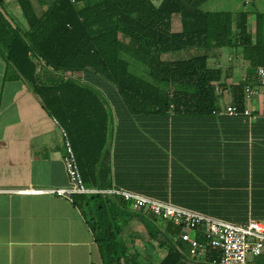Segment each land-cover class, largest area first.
Instances as JSON below:
<instances>
[{
    "label": "crops",
    "instance_id": "crops-1",
    "mask_svg": "<svg viewBox=\"0 0 264 264\" xmlns=\"http://www.w3.org/2000/svg\"><path fill=\"white\" fill-rule=\"evenodd\" d=\"M161 1L153 0L156 5ZM0 11L14 29L28 28L17 0H0ZM248 18L255 34V12ZM180 29L179 24L175 30ZM209 65L222 70L216 82L221 87L218 108L238 105L242 98L241 109L250 115L182 108L139 119L112 105L105 149L111 187L86 185L141 193L238 225L264 222V87L241 46L212 49ZM40 69L43 73L44 65ZM72 73L85 81L82 72ZM247 85L256 89L250 97ZM61 128L0 46V264H104L73 197L22 192L69 185ZM123 233L133 244L121 264H158L159 249L138 219ZM256 264H264V256Z\"/></svg>",
    "mask_w": 264,
    "mask_h": 264
},
{
    "label": "trees",
    "instance_id": "trees-1",
    "mask_svg": "<svg viewBox=\"0 0 264 264\" xmlns=\"http://www.w3.org/2000/svg\"><path fill=\"white\" fill-rule=\"evenodd\" d=\"M17 1L28 28L14 29L0 11V46L68 131L83 179L96 188L111 187L105 149L112 105L139 119L182 108L212 114L218 109L216 82L222 79V70L209 65L212 49L241 46L253 68L264 63V11L255 12L253 34L251 11H208L202 8L206 0ZM176 15L179 31L173 29ZM183 51L185 57L178 54ZM171 54L175 58L165 57ZM138 63L145 67L142 74L132 68ZM72 72H82L85 81L68 75ZM73 202L93 231L104 264H121L129 254L133 242L122 235L135 219L163 251L158 264H202L175 238L182 226L131 209L120 196L74 194ZM215 254L210 251L208 260Z\"/></svg>",
    "mask_w": 264,
    "mask_h": 264
},
{
    "label": "built area",
    "instance_id": "built-area-1",
    "mask_svg": "<svg viewBox=\"0 0 264 264\" xmlns=\"http://www.w3.org/2000/svg\"><path fill=\"white\" fill-rule=\"evenodd\" d=\"M72 77L75 74H69ZM260 85L264 87V63L257 68ZM221 87L216 85V91ZM246 97L256 93L251 86L244 88ZM243 112L250 115L249 109L242 110L238 105L218 108L214 113L238 115ZM65 152L64 164L69 176V185L56 189H29L22 192L54 193L72 199L74 194L102 193L121 196L133 208L142 209L163 221L182 226V231L175 238L190 246V258L202 264H256V258L264 256V222L251 220L245 225L186 209L170 202L122 189H91L82 176L76 153L69 133L61 128ZM216 254L208 260L209 252Z\"/></svg>",
    "mask_w": 264,
    "mask_h": 264
},
{
    "label": "rangeland",
    "instance_id": "rangeland-1",
    "mask_svg": "<svg viewBox=\"0 0 264 264\" xmlns=\"http://www.w3.org/2000/svg\"><path fill=\"white\" fill-rule=\"evenodd\" d=\"M246 1V3H245ZM202 8L204 10L208 11H232V12H238L241 10H249L251 12L256 11H264V0H206L202 4ZM180 17L178 15L174 16V30L178 28L180 24ZM180 56H186V51H183L181 53H178ZM180 58V57H179ZM41 65H44L43 63ZM132 68L134 70H137L140 74L144 73L145 67L138 63L133 64ZM70 73H68L69 75ZM74 74V73H72ZM71 76V75H70ZM139 247L142 248V242H139ZM144 245V244H143ZM152 245V244H151ZM151 250L153 248V245L150 246ZM159 256L161 257L164 253L163 251H159Z\"/></svg>",
    "mask_w": 264,
    "mask_h": 264
}]
</instances>
